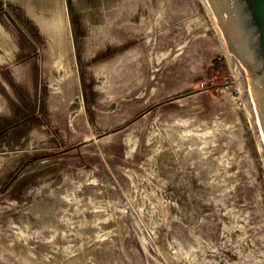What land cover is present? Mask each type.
I'll return each instance as SVG.
<instances>
[{"label":"rangeland","instance_id":"374dc122","mask_svg":"<svg viewBox=\"0 0 264 264\" xmlns=\"http://www.w3.org/2000/svg\"><path fill=\"white\" fill-rule=\"evenodd\" d=\"M0 264H264L258 145L199 0H0Z\"/></svg>","mask_w":264,"mask_h":264},{"label":"water","instance_id":"95a60500","mask_svg":"<svg viewBox=\"0 0 264 264\" xmlns=\"http://www.w3.org/2000/svg\"><path fill=\"white\" fill-rule=\"evenodd\" d=\"M228 58L264 178V0H199Z\"/></svg>","mask_w":264,"mask_h":264},{"label":"crops","instance_id":"0c3cea01","mask_svg":"<svg viewBox=\"0 0 264 264\" xmlns=\"http://www.w3.org/2000/svg\"><path fill=\"white\" fill-rule=\"evenodd\" d=\"M70 1V5L72 7V9H76L78 11H84L86 10V4L88 3L89 0H69ZM98 0H93V3H97ZM102 0H99V2H101ZM74 12V11H73ZM71 12V17L74 18V13ZM75 19V18H74ZM44 27V26H43ZM42 27V28H43ZM42 28H41V31H42ZM43 33V32H42ZM75 35H77V31L75 29V32H74Z\"/></svg>","mask_w":264,"mask_h":264}]
</instances>
